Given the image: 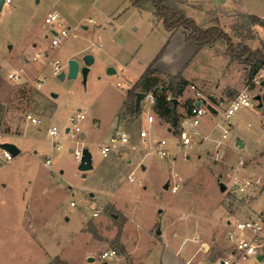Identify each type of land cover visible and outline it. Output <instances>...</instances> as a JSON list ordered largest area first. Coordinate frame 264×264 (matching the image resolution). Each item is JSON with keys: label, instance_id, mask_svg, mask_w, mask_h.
Here are the masks:
<instances>
[{"label": "rangeland", "instance_id": "374dc122", "mask_svg": "<svg viewBox=\"0 0 264 264\" xmlns=\"http://www.w3.org/2000/svg\"><path fill=\"white\" fill-rule=\"evenodd\" d=\"M222 2L218 0L217 9L187 15L204 28L218 25L234 45L260 49L264 30L250 25L247 17L264 18V0ZM51 12L69 28L58 47H51L44 23ZM149 13V7L139 11L129 0H11L3 5L0 127L9 134L0 131V144H14L21 155L8 163L0 160V264H48L55 257L68 264H104L101 254L114 249L119 232L120 244L136 264H220L228 257L221 242L230 246L226 232L233 221L264 212V194L256 183L264 181V66L249 82L248 69L231 60L225 42L196 49L194 55L192 42L175 38L157 64L165 75L157 76L156 85L159 94V87L169 86V77L185 80L182 95L175 98L179 123L174 127L159 119L147 97L134 115L126 109L127 92L167 42L161 24ZM84 55L94 58L85 84L79 71L75 79L52 74L54 62L66 73L68 61L76 60L80 68ZM109 68L113 74H107ZM11 72L20 74V83L8 78ZM240 94L250 97L252 107L226 122L223 111ZM197 100L205 115L196 131L189 130L191 146L184 151L181 124ZM83 112L85 119L79 120ZM26 114L43 122L27 124ZM26 124L25 132L18 133ZM53 126L59 130L60 151L46 135ZM116 127L130 132L135 144L132 153L120 157L119 166L111 163V155L102 158L98 149ZM142 130L149 139L136 144L135 135ZM236 138L243 149L235 145ZM157 140L167 142V156L151 153L149 143ZM83 147L93 164L84 177L74 156ZM236 179L252 182L253 188L239 192ZM219 181L227 188L224 193ZM175 185L177 192L171 194ZM94 205L100 209L97 218H92ZM195 238L208 244L207 252L195 255ZM126 261L118 255L107 264ZM235 264L264 260L249 257Z\"/></svg>", "mask_w": 264, "mask_h": 264}, {"label": "built area", "instance_id": "2783aa9c", "mask_svg": "<svg viewBox=\"0 0 264 264\" xmlns=\"http://www.w3.org/2000/svg\"><path fill=\"white\" fill-rule=\"evenodd\" d=\"M11 0H4L3 5L10 4ZM44 23L49 26L50 34H51V47H58L62 45L63 41L69 35V28L66 27V22L62 16H60L56 12L49 13L45 19ZM60 73L58 62L53 63V72L54 76H57ZM8 78L13 80L16 83H20L21 76L20 74L14 72L9 73ZM44 82L39 81V85ZM145 97L149 99V105L151 109L154 106L155 100L150 94H145ZM252 107L250 97L246 94L238 95L234 100L230 101L227 107L223 111V119L226 122H229L230 119L241 109H250ZM205 115V111L202 106H195L194 103L190 106L189 109V117L188 119L183 120L180 132V148L184 151L187 150L191 146V138L189 137L190 132H194L196 127L200 125L202 118ZM23 119L26 122H29L33 125H38L39 120L31 114H26L23 116ZM79 120H84V112L78 114ZM70 121L75 124L73 118ZM148 124H152L154 122L153 116H147ZM76 125V124H75ZM78 131V128H75ZM189 130H192L189 132ZM47 138L52 143V147L59 151L62 147L58 141L59 130L56 127H48L46 129ZM133 135L130 132L126 131L124 128L116 127L110 134L108 141L99 145V153L102 158H107L110 155H116L117 157L123 156L124 153L128 149H134L133 143ZM138 140L140 139L142 142H146L149 139L148 133L145 131H140L138 136L136 135ZM152 147L149 148L151 153L154 151L159 156H167L170 153V150L167 148V142L165 140H157L151 141L149 143ZM154 146V147H153ZM179 146L176 145V149ZM75 159L80 161L81 151L74 152ZM0 158L4 162H9L13 159V156L4 150H0ZM49 159L45 160V164L49 165ZM239 165L243 167V163L240 162ZM243 170V169H242ZM261 194H264V181L262 182L260 179L256 181ZM235 185L239 192H244L247 188H253L252 182L244 181L243 184H240L238 180H235ZM178 185L172 186L169 190L171 194H175L177 192ZM73 207L74 204H71ZM94 210L92 213V218H97L100 212L99 208L96 206H91ZM231 226L228 223V227ZM226 239L229 242V250L228 257L224 259H220V264H233L235 261L239 259H247L249 257H253L257 260L258 257H261L262 262L264 260V212H260L254 217L252 215H246L242 218L235 219L232 223V227L228 229L226 232ZM194 243H198V239L192 240ZM205 248V243H199V247L197 249L198 253H205L208 250ZM118 258V254L114 249H109L104 251L101 254V259L106 262H112ZM186 264H197L192 263L190 260Z\"/></svg>", "mask_w": 264, "mask_h": 264}, {"label": "trees", "instance_id": "16d2710c", "mask_svg": "<svg viewBox=\"0 0 264 264\" xmlns=\"http://www.w3.org/2000/svg\"><path fill=\"white\" fill-rule=\"evenodd\" d=\"M132 7L142 10L144 7H149L152 15L161 22L162 28L169 34L166 44L155 56V58L146 67L142 75L135 81V83L128 90L126 95V109L132 114H139L140 109L134 113V100L135 93L141 92L144 94H150L154 100L153 111L163 120L165 123H169L171 126L176 127L179 123V116L173 112L171 106L172 99L178 98L182 95L185 80L180 76H172L170 78L168 87H159V94L157 93V76L153 70V65L164 53L166 46L168 45L173 34L178 30H183L186 35L187 41L194 42L197 49L203 47H210L217 41H223L226 44V49L229 57L232 61H235L241 65H244L248 70V81L251 82L255 75L264 66V44L260 49L251 50L244 43L234 45L232 38L228 33L222 30L218 25H212L204 28L196 23V21L189 17L183 9V2L181 0H129ZM247 20L250 25L257 26L264 30V18H260L256 15H249ZM252 38H243V40H250ZM120 232L117 238L112 242V246L117 254L123 257L126 264H136L130 261V257L127 254L124 246L119 242ZM105 262L104 264H107ZM48 264H68L58 257L53 258Z\"/></svg>", "mask_w": 264, "mask_h": 264}, {"label": "water", "instance_id": "95a60500", "mask_svg": "<svg viewBox=\"0 0 264 264\" xmlns=\"http://www.w3.org/2000/svg\"><path fill=\"white\" fill-rule=\"evenodd\" d=\"M3 3H4V0H0V12L2 10ZM81 62H82V67L79 68V63L76 60H73V59L69 60L68 63H67V72L66 73L65 72H60L57 75V78L59 80H63L64 77L66 76V78H68V79H75L77 74H78V71H79L80 75H81V78H82V81H83V84H85L86 80H87V75H88V72H89V68L94 63V58L91 55H84L82 57V61ZM113 73H114L113 69L109 68L107 70V74H113ZM260 86L264 87V78L261 80ZM52 97L55 98L56 95L52 94ZM144 98H145V94L144 93H141V92H136L135 93V100H134V111L135 112L138 111V109L140 107V103H141V101ZM254 100L258 103V108H261V106H262L261 97L260 96H256L254 98ZM171 102L173 103V112H175L178 101L176 99H171ZM194 105L195 106H200L201 102H195ZM68 131L69 130L66 129L65 132L67 133ZM80 138L83 140L84 139V134H81ZM235 145L238 146V148H240V149L244 148V143L239 138H236ZM0 150H4V151L9 152L13 157L19 153V151L16 148V146L11 144V143L0 144ZM70 152H71V150H70ZM92 168H93V164H92L91 154H90V152H89L87 147H83L82 150H81V157H80V161H79L78 166H77V170L79 172L83 173V177H84V173L92 170ZM168 186H169V184L167 183L164 186V189H168ZM226 190H227L226 186L221 181H219V191L221 193H224ZM65 220L67 221V218ZM159 234H160V231L157 232V235H159ZM89 260L92 261V259H89ZM257 261L260 262L261 261V257H258Z\"/></svg>", "mask_w": 264, "mask_h": 264}, {"label": "crops", "instance_id": "0c3cea01", "mask_svg": "<svg viewBox=\"0 0 264 264\" xmlns=\"http://www.w3.org/2000/svg\"><path fill=\"white\" fill-rule=\"evenodd\" d=\"M182 2H183V9L185 10V12L188 14L189 13V11H196L197 9H203V10H205V11H210V10H212V9H217L218 7H217V2H218V0H181ZM223 1V2H222ZM221 2L224 4V2H225V0H221ZM225 5H223L221 8H223ZM139 11H141L140 9H139ZM149 14H151V13H149ZM151 17H152V19L153 20H155L157 23H159V24H161V22L159 21V20H157L154 16H152L151 15ZM162 26V25H161ZM177 33H181V35L182 36H179ZM177 33H175V35H173L172 37H171V39H170V41H169V43H168V45H170L171 44V42L173 41V39H175V38H177V39H179V41H182V42H184L185 44H186V42L185 41H187L186 40V35L187 34H185V32L183 31V30H181V31H177ZM163 35H164V39L166 40V39H168V37H169V34L167 33V32H165L164 31V29H163ZM190 42H192V41H188L187 43H190ZM192 44L193 45H191V48H192V52H194V55L197 53L196 52V49H197V47L195 46V44H194V42H192ZM169 47V46H168ZM168 47L165 49V51H164V53L161 55V57L156 61V63L153 65V70L155 71V75L156 76H160V74L161 75H165L164 73H162V72H160V70H158V68H157V64L160 62V60H162L164 57H165V55H166V52H167V49H168ZM204 50V49H203ZM201 51V50H200ZM146 69V68H145ZM12 73H14V72H12ZM196 102H201V101H196ZM4 104V103H3ZM202 104V103H201ZM0 105H2V104H0ZM205 111V110H204ZM134 113H136L135 111H134ZM134 115H136V114H134ZM40 122H39V124L40 123H42L43 122V120L41 121V120H39ZM27 124H29L28 122H26ZM27 124L24 126V125H21V126H19V131H18V133H20L21 131H23V133L25 132V130H26V127H27ZM24 128V129H23ZM23 129V130H22ZM220 129H221V127H220ZM218 129H216V131H217ZM0 131L3 133V134H9V130H4L3 131V129H1V127H0ZM13 131V130H12ZM194 131H196V130H194ZM83 134V133H82ZM135 137H136V135H135ZM84 138H85V134H84ZM136 144H137V142H139V140H138V138L136 137ZM3 144V143H2ZM14 145V144H13ZM17 148V147H16ZM18 149V151H19V153L17 154V155H15V156H18V155H21V149H19V148H17ZM62 149V148H61ZM60 149V150H61ZM59 150V151H60ZM127 153H132V150L131 149H129L128 151H126ZM14 156V157H15ZM13 157V158H14ZM111 157V163H114V164H116L117 166H119L120 165V162L118 161L120 158L119 157H117L116 155H111L110 156ZM106 159V158H105ZM0 160L2 161V162H4L1 158H0ZM13 160V159H12ZM11 160V161H12ZM50 161V160H49ZM131 160H127L126 161V163L127 164H131V162H130ZM10 162V161H9ZM4 163H8V162H4ZM45 164V163H44ZM46 165V164H45ZM49 165H50V163H49ZM48 166V165H47ZM253 174V173H252ZM256 176V175H255ZM67 221H68V219H67ZM160 234H161V232H160ZM159 234V235H160ZM196 239H198V238H196ZM198 243H205V248L206 247H209L208 246V244L206 243V242H204V241H200L199 239H198ZM221 245H222V247L223 248H226L227 250H229V246L228 247H226L225 246V244L223 243V242H221ZM198 247H199V245H198ZM198 249V248H197ZM196 252H197V250H196ZM195 252V255L197 254ZM228 252V251H227ZM189 260H187L185 263H187ZM238 261V260H237ZM237 261H235L233 264H235ZM195 263H197V262H195ZM197 264H199V263H197Z\"/></svg>", "mask_w": 264, "mask_h": 264}, {"label": "flooded vegetation", "instance_id": "af4514ba", "mask_svg": "<svg viewBox=\"0 0 264 264\" xmlns=\"http://www.w3.org/2000/svg\"><path fill=\"white\" fill-rule=\"evenodd\" d=\"M81 67H82V64H81ZM81 67H80V68H81Z\"/></svg>", "mask_w": 264, "mask_h": 264}]
</instances>
